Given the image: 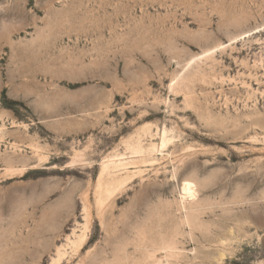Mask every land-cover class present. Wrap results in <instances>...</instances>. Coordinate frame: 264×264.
I'll return each mask as SVG.
<instances>
[{
  "label": "rangeland",
  "instance_id": "obj_1",
  "mask_svg": "<svg viewBox=\"0 0 264 264\" xmlns=\"http://www.w3.org/2000/svg\"><path fill=\"white\" fill-rule=\"evenodd\" d=\"M0 264H264V0H0Z\"/></svg>",
  "mask_w": 264,
  "mask_h": 264
},
{
  "label": "bare ground",
  "instance_id": "obj_2",
  "mask_svg": "<svg viewBox=\"0 0 264 264\" xmlns=\"http://www.w3.org/2000/svg\"><path fill=\"white\" fill-rule=\"evenodd\" d=\"M183 191L189 197H193L194 195H196L194 185L188 182L184 184Z\"/></svg>",
  "mask_w": 264,
  "mask_h": 264
}]
</instances>
